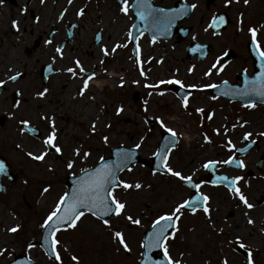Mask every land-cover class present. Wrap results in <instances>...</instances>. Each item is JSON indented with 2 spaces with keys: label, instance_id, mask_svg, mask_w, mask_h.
<instances>
[{
  "label": "rangeland",
  "instance_id": "374dc122",
  "mask_svg": "<svg viewBox=\"0 0 264 264\" xmlns=\"http://www.w3.org/2000/svg\"><path fill=\"white\" fill-rule=\"evenodd\" d=\"M22 3V0H15V4L6 0L0 4V80L5 81L4 85H0L3 87L0 92V116L6 118V123L0 126V155L5 158L14 175L13 182H9L7 177L1 179L5 190L0 192V215L3 218L0 222V236H5V239L0 241V249L5 251L0 254V264H9L18 254L26 255L36 264H58L45 254L38 241L44 219L55 207L59 196L66 191L65 177L93 166L101 157L110 156V149L116 146L135 147L140 144L136 149L141 158L151 162L161 134L166 132L165 128L160 127L161 118L170 112L175 113L178 121L165 126L176 131L178 141L171 149L167 162L174 170L192 176V180L200 184L198 192L210 198L207 201L210 209L208 216H205L202 209H197L195 213L182 210L181 219L177 222L179 231L168 241L170 255L173 259H179L181 264H223L225 259L227 264H247L238 252V249H244L247 253L251 250L254 264H264V231H261V227L264 228V214L259 212L264 208V203H251L256 208L248 209L225 186L208 184L204 167L206 162L216 161L218 173L228 177H242L238 186L246 198L250 196L251 188L261 182V199L264 200V160L260 168L255 167V163L264 156V136L259 135L264 132V108L258 103L249 108L237 102L216 98L210 94L209 87H203L232 78L234 69L245 66V47L228 43L233 27L216 38L208 33L201 36L200 41L209 43L211 49L205 59L198 61L186 59L184 51L173 52L167 43L157 40L153 43L148 36L143 35L137 41L140 58L138 65L132 55L129 28L125 26L127 18L117 13L101 12L99 0H90L82 24L90 38L100 32L102 41L95 47L89 38L91 42L87 48L94 54L88 57L90 67L87 69L103 75L112 66L118 75L123 69L125 77L122 79L123 84L118 79L110 81L98 91H92L98 96L94 108L100 113L101 124L95 131H92V125L90 129H85L82 136H75L74 129L78 131V126L65 132L72 122L69 113L63 112L62 118L58 119L56 111H65L69 107H63V104L67 103L66 97L70 95L73 97L72 104L76 105L81 100L83 105V98L88 96L89 91L86 89L83 95L79 92L87 77L75 76L76 79L69 83L67 91L61 88L67 77L63 75L60 80L50 81L41 89L40 82L31 75L38 55L23 54V49L31 46V39L35 36L31 38L29 27H35L41 20L34 22L23 17L18 11ZM249 17L252 18L251 12L243 18ZM13 20L17 22V28L12 26ZM106 30L109 35L105 34ZM261 37L263 40V5ZM116 45L126 46L117 47L113 52L111 49ZM229 47L235 51L237 59L228 64L222 61L221 55ZM104 48L109 49L107 56L102 51ZM42 58L40 56L39 60ZM218 58L217 67L222 64L223 69L219 72L213 69L209 76H205L204 73L217 63ZM93 65L97 66L93 68ZM17 71L24 75L11 83L8 76ZM141 71L144 72L143 76ZM173 79L181 80L186 87L190 84L198 86L191 88L187 107L183 100L174 97L173 91L168 89L173 83L158 84L159 81ZM157 84L155 88L146 87ZM111 85H114L113 91ZM45 88L48 89L45 95L37 96ZM14 91L18 92L19 98L12 104L11 95ZM115 105L116 108H122L120 113L116 111L114 114ZM197 108L203 109V112H197ZM209 113L212 114L211 119L208 118ZM25 120L29 121V125L41 129L40 136H33L19 128V123ZM53 126L56 130L54 143L62 149L58 156L43 144ZM186 131L194 137L188 144L183 142ZM246 132L252 133L247 139L256 143L241 158L244 167H227L222 161L239 156L236 149L245 145L241 139ZM104 136L108 137L107 143L103 141ZM205 136L208 140H205ZM18 139L22 141V146L16 150ZM229 140L234 147L228 146ZM73 147L80 149L79 156L74 155ZM41 151H47L41 161L27 155L28 152L37 155ZM84 152L89 155L85 157ZM69 160L74 161L71 169L66 166ZM130 168L131 171L128 168L121 171L119 179L128 183L139 181L142 188L114 189V195L126 204V209L119 216L113 215L108 226L100 219L86 214L75 229L58 231L57 239L60 243L57 251L62 257L59 264H76L71 260L72 255L78 257L79 264H138L144 231L150 228L158 215L168 212L190 195L189 188L182 181L159 171L153 175L148 164L136 163ZM249 171L251 173L248 175ZM128 215L140 219L141 223L132 224L126 219ZM8 216L15 218L10 225L4 222ZM248 219L253 223L249 224ZM17 224L20 225L17 232L6 230ZM116 230L122 231L130 251H125L113 237L112 233ZM237 236L246 248L239 247ZM31 241L34 244L29 248Z\"/></svg>",
  "mask_w": 264,
  "mask_h": 264
},
{
  "label": "snow or ice",
  "instance_id": "6c2138e0",
  "mask_svg": "<svg viewBox=\"0 0 264 264\" xmlns=\"http://www.w3.org/2000/svg\"><path fill=\"white\" fill-rule=\"evenodd\" d=\"M44 0H41L43 3ZM231 0H225V4L227 5L230 3ZM249 0H244L245 4H248ZM3 3V0H0V4ZM68 3L71 4L72 0H68ZM129 0H122V7L120 11L127 14L129 12ZM134 7L136 8V15L140 20H147L149 16L152 18L151 27L156 28L158 31L161 27L166 29L170 27L171 24L175 21V19L184 14L185 8L180 9H163V8H152L151 5L148 3V0H135ZM189 7L195 8L196 4L193 3ZM66 11V10H65ZM84 9H80L77 11V16L82 15ZM63 15V13H61ZM38 19V18H37ZM224 23V17L220 16L219 18L213 19V26H218L219 24ZM12 26L17 28V22L15 20L12 21ZM249 32L252 36V44L255 47V51L257 55L261 58L262 63L260 65L261 72L257 74V77L250 83V87H246L245 90L239 94L245 95L249 91L256 93L264 97V51L261 50L259 42L257 41V29L256 28H249ZM129 38H134L133 34L129 32ZM156 35L152 36V42L155 43ZM45 43H51V41H45ZM126 46V45H116L111 50L115 52L117 47ZM55 51L58 54L62 55L61 48L57 47ZM105 56L108 55V49H102ZM137 55H136V62L140 64L139 58V45H137ZM75 69L73 67H68L65 69L68 73L76 76L78 69L81 74H86L87 78L83 80V86L80 89L79 94L83 95L85 90L89 87V81L92 80L96 73H86V70L81 66L79 60L75 62ZM219 63V58L217 63H214L211 68L208 69L204 73L205 76H209L213 69H216L217 72L223 69V65L221 64L220 67H217ZM189 71L191 72L192 69L190 68ZM142 76L144 72L141 71L140 73ZM21 75L20 72H15L14 75L8 76V80L15 81L17 77ZM123 84V80H121ZM135 83V81H134ZM164 83H173L184 87L185 85L179 79H173L169 81H159L158 84ZM227 84V81L224 82ZM247 83V82H246ZM5 81L0 80V85H4ZM157 85H146V87L155 88ZM190 88H197L196 84L187 85ZM203 87H216V85H204ZM48 89H43L37 93V96L43 97ZM162 94V93H161ZM190 95V94H189ZM183 103L185 107L188 104V98H183ZM247 107L252 108L255 107V104L250 102ZM117 113L122 111V108H117ZM197 112H203V109L197 108ZM212 114H208V118L211 119ZM44 118V117H42ZM159 119V118H157ZM22 124H28L29 121H21ZM243 126V125H241ZM160 127L165 128V131L168 132L171 136V140L169 141L173 147H175L177 133L173 128L166 127L163 121L160 122ZM236 127V125H233ZM92 131H95V124L92 126ZM56 130L55 127H52V131L49 135L43 140V144L47 147H50L55 150L56 153H61L62 149L58 144L54 143L56 139ZM252 133H245L244 138L247 139L251 136ZM260 136H264V132L259 133ZM205 140H208V137L205 136ZM103 141L107 143L108 137L104 136ZM228 146L234 147L231 141H228ZM136 148L140 147V144L135 145ZM170 149H165L163 152H154L153 155L159 157L160 163L162 168L165 170L167 174H170L172 177L177 178L179 181L185 182L191 187L199 189L200 184H194L192 181V176L182 174L180 170H174L168 164V155L167 152ZM80 149L74 150V155L79 156ZM27 155L32 157L34 160L41 161L43 160L46 155L47 151H41L39 154L34 155L32 152H28ZM83 155L87 157L89 155L88 152H84ZM133 153L131 152H124L119 155V161L115 164L105 163L104 158H100V164L93 169H81L82 175L78 178L75 186L72 188L71 192L65 191L62 195L59 196V199L56 201L55 207L48 213L46 218L41 225L42 228H47L48 232L45 234V241H50V252L52 253L56 262H61L62 257L60 253L57 251V247L59 245V240L57 239V232L61 229H75L78 227V223L82 221V218L85 217L86 214H90L93 217L98 219L103 218L108 214H114L119 216L122 212L126 209V204L121 202L116 198L114 195V189L123 187L124 189H141L142 184L138 181L135 183H128L125 180L119 179L117 175V171L123 170V168H128V171H131V168L128 167L131 163ZM73 160L67 161V168L71 169L73 167ZM216 161H208L204 167L209 168L213 166ZM224 164H231L233 163V158L229 157L227 160L222 161ZM238 166L243 168L244 163L243 161L238 162ZM5 171V166L3 161H0V172ZM157 170H153V175H155ZM242 179L240 176H235L229 179L227 176H218L216 180L213 181L214 184L222 183L224 181H228L229 191L233 192L235 196L239 198V200L248 208L251 209L253 205L248 202L246 196L241 192L240 187L238 186V182ZM45 192L48 191L47 188L44 189ZM210 198L207 195L197 194L195 197L191 199H185L180 203H177L172 209L164 214L158 215L156 219L152 221V231L149 232L145 239L141 242V246L146 250L142 253L143 256V264H181L179 259H173L169 252L168 241L170 238H174L176 233L179 231L177 227V222L181 219L182 210L190 209L191 212L195 213L198 207H201L200 201L203 200L205 203L202 206V211L204 212L205 216L209 215L210 209L207 205V201ZM246 215V214H245ZM126 219L131 222L132 224L139 225L141 223L140 219H133L131 215H128ZM103 223L105 226L109 225V220L104 219ZM248 223L252 224L253 221L248 219ZM20 228V225L17 224L13 227L6 229L8 232L15 233ZM113 237L117 240L118 244L123 246L125 251H130L128 244L125 242V237L122 231L116 230L112 233ZM236 243L239 245L240 248H246V245L241 242V238L239 236L236 237ZM29 248L33 247L32 244L28 245ZM154 249H160L163 253V259L157 260L153 259L149 253H152ZM5 249H0V254H2ZM183 253H181V256ZM71 260L79 264L78 257L76 255L71 256ZM26 264H31L30 261L26 262ZM223 264H227V260L223 261ZM247 264H254V260L252 257L251 250H248V257H247Z\"/></svg>",
  "mask_w": 264,
  "mask_h": 264
},
{
  "label": "flooded vegetation",
  "instance_id": "af4514ba",
  "mask_svg": "<svg viewBox=\"0 0 264 264\" xmlns=\"http://www.w3.org/2000/svg\"><path fill=\"white\" fill-rule=\"evenodd\" d=\"M8 1L15 4V0ZM22 1L23 3L18 8L19 13L23 17L32 19L34 22L41 20L40 24L37 23L38 25L36 24L35 27H29L28 30L31 38L32 35L35 36L31 39V46L23 49V54L38 55L36 64L31 70V75L40 82L41 89L50 81L60 80L62 75L67 76L65 83L61 85V88L67 91L69 83L76 79V77L65 71V69L68 67L75 69L74 62L79 60L81 66L86 70V73H91L92 71L87 69V67H90L88 57L94 53L87 46L91 42L90 39L92 40V46L95 47L102 41L100 32L93 34L92 38H90L89 32L84 29V25L82 24L83 16L90 6V0H72L71 4L68 3V0H44L43 3H41V0ZM134 3L135 0H129V12L125 14L120 11L122 0H99L101 12L117 13L125 19L127 18L126 22H123L126 23L125 26L129 28V31L134 24L143 27L145 24L152 22L151 16L147 20H140L137 17V10L134 7ZM148 3L152 8H163L166 10L185 8L184 14L177 17L170 26L173 28V35L169 39L160 37L156 38V40L167 43L173 52L181 51L182 53L184 51V58L186 59L200 60L196 54L192 56L188 55V48L193 47L195 44H206L209 54L211 46L207 42H201V36L208 33L216 38L226 32L230 27H233V33L228 43L230 42L238 47L244 46L247 57L243 59L245 66L242 65L238 69H234L231 74L232 78H227L229 81L227 79H222L221 81L226 80L230 83L239 84L240 81L237 78V74L240 73L246 76L252 74L254 70V59L250 52V46L254 45L252 44V36L249 28L257 29V41L259 42L261 50L264 51V39L261 40V5L264 6V0H249L248 4H245L244 0H231L227 5L225 4V0H148ZM193 3L196 4L194 9L189 7ZM80 9H84V12L82 15L77 16V11ZM250 12L252 13V18L244 19L243 17ZM220 16L224 17L225 25L220 31L215 32L213 29V19L214 17L218 18ZM160 29H163V27ZM143 35L148 36L152 40V37L145 32L138 35L136 43L139 37ZM45 41H51V43H45ZM43 44L44 47L42 48ZM57 47L61 48L62 55L55 51ZM232 47L227 49L230 50V54H233L234 57L228 61H225L221 57L224 63L229 64L237 59V54L231 49ZM40 56H43L41 60H39ZM163 56L164 53H162ZM133 57L135 56L133 55ZM181 58L183 59V56ZM45 65H49L48 68ZM96 66L93 65V68ZM47 72L50 73L43 81V77ZM76 72V76L78 77H87L86 74H81L78 69ZM215 97L247 106L241 100L227 99L222 95ZM258 104H261V108H264V101ZM48 148L54 155L58 156V153L54 149Z\"/></svg>",
  "mask_w": 264,
  "mask_h": 264
},
{
  "label": "water",
  "instance_id": "95a60500",
  "mask_svg": "<svg viewBox=\"0 0 264 264\" xmlns=\"http://www.w3.org/2000/svg\"><path fill=\"white\" fill-rule=\"evenodd\" d=\"M224 23H221L218 26H213L214 31L215 32L220 31L224 27V25H225ZM145 31H147L150 34L151 37L153 35H156V38L163 37V38L166 39V38H169L171 36L172 27L166 28V29H164V28L163 29H159V31H158L156 28H152L151 27V23H147L143 27H139L137 24L134 25L131 28V31H130L133 34V37H134V38H130L131 41L133 42V54H134V56H136V54H137V51H136L137 50V46H136L137 37H138V35L140 33L145 32ZM188 49H189L190 55L193 54L194 51H198L200 58H204L207 55L206 45L196 46V47H193V48L190 47ZM250 52H251V55H252V57H253V59L255 61V71L253 72L252 76L251 77H244L241 74H239L238 77L240 78V80L242 82V84L240 86L232 85V84H228V83L225 84L223 82V83H221L219 85H216V87H211V91H212L213 94L224 95V96L232 98V99H241L245 104L253 102V101H258V102L264 101V97H262L260 95H257L256 93L251 92V91H249L245 95L239 94V93L243 92L246 87H250V83L257 77V74L261 72L260 65L262 63V60L257 55V53L255 51V47L250 46ZM230 53H231L230 51L226 52L223 55V58L225 60L231 59L234 55L230 54ZM48 66L49 65H45L46 68H48ZM49 73L50 72H47L45 74V76L43 77V81L47 78ZM22 76H23V74H21L19 77H17V79L15 81L20 79ZM15 81H11V82H15ZM172 89L182 99L184 97H186L190 93L189 89H183L179 85L173 87ZM0 90H1V88H0ZM17 97H18V93L14 92L12 94V101L15 102L17 100ZM134 98L135 99L137 98V94H135ZM4 120H5V118L3 116H0V124H3ZM20 128L29 131L32 135H35V136L39 134V131L36 128L28 126L26 124H20ZM170 140H171V136H170V134L168 132L162 133L161 140L158 143V147H157L155 152H158V151L159 152H163L165 149H170L171 150L173 148V146H172V144L169 143ZM242 141L245 143V145L243 147L237 149V153L239 155H244L256 143V141H249L248 139H245L244 137H242ZM176 142H177V137H176ZM124 152L133 153V156H132L133 163H131L128 167H130L132 164H135V163H142V164H149L150 168H152L153 170L165 172V170L161 166L159 157L153 155L152 158H151V162L148 163V161L146 159L141 158L140 153L137 151L136 147H127V146H116V147H113V148L110 149L111 155L108 156V157H103L104 158V162L105 163H110V164H115V163H117L119 161V155L121 153H124ZM168 154H169V151L167 152V155ZM263 159H264V156H261L260 159L255 163L257 168L261 167V162L263 161ZM0 161H3L4 166H5V171L4 172H0V191H1V190L4 189V185L1 184V177L6 176L12 182L14 180V176L9 171V166H8L6 160L3 157H1V156H0ZM100 162L101 161L99 159L92 167L85 168V169L86 170L87 169H93L96 166H98L100 164ZM238 162H239V159L234 157L233 158V163L226 164V165L227 166H232V167H235V168H241V167L238 166ZM217 168H218V166H217L216 163L213 166H211L209 168H206V170L208 172L206 181L209 184H212V185H217V184L224 185L225 187H227L229 189L228 181H224L222 183H216V184L213 183V181L216 180V178L218 176H226L224 174L217 173L216 172ZM124 169H127V167L123 168V170ZM123 170L117 171V175ZM250 173L251 172H248V174H250ZM81 175H82V173L80 172L77 175H69V176L66 177V180H65V185H66V188H67L66 191L71 192L72 188L75 186L78 178ZM228 178L231 179L232 177H228ZM183 183L190 189V196L188 197V199H191L192 197H195L199 193L196 188L191 187V185H189V184H187L185 182H183ZM193 183L197 184L195 181H193ZM204 203L205 202L203 200H201L200 201L201 207H198L197 209L202 208ZM186 210L191 211L190 209H187V208H186ZM112 215L113 214H108V215H106V216H104L103 218H100V219L102 221L104 219L110 220ZM151 231H152V226L143 233V240L145 239L146 235L149 232H151ZM47 232H48L47 228H42L41 236H40V239H39L38 243H39V246L44 250L46 255L48 257H51V258L54 259L52 253L50 252V241H45V239H44L45 234ZM33 243L34 242H29V244H32V245H33ZM145 251L146 250L142 247V253H144ZM142 253H141V258L138 261L139 264H143ZM156 253H159V255H156ZM241 253L244 256V258L247 260V257H248L247 254L245 252H243V251H241ZM149 255L152 256L153 259H157V260L163 259V253H162V250H160V249H154L152 253H149ZM28 261H30L31 264H35L26 255L19 254V255H16L14 257V260H12L9 264H26V262H28Z\"/></svg>",
  "mask_w": 264,
  "mask_h": 264
},
{
  "label": "bare ground",
  "instance_id": "6f19581e",
  "mask_svg": "<svg viewBox=\"0 0 264 264\" xmlns=\"http://www.w3.org/2000/svg\"><path fill=\"white\" fill-rule=\"evenodd\" d=\"M105 34L109 35V32H107V30H106ZM11 45L13 46V44H11ZM17 48L20 49L19 46ZM121 72L122 73L120 75H118L112 66L109 67L108 69H106V71L104 72L103 75H101L100 72H96L95 77L89 81V87L87 88L89 91L88 96L83 98V100H84L83 105L80 102L81 100L77 101L76 105L72 104V102H73L72 95L66 97L67 103H65V105L63 104V107H67V105H69V107L65 111L63 109L56 111V114H57L56 118H58V119L62 118V115H64L63 112H68L69 116H71V118H72V122H71V124H69L70 127H68L67 130H65V132L70 131V128H73V126H78L79 127L78 131L76 129H74L75 136H78V135L82 136V133L85 131V129L86 128L90 129V127L93 125L92 124L93 122L95 124V128H97L101 124L100 113L98 111H95V108H94L95 104L98 103V96H95V94H94L95 92H92V91L94 89H96L97 91L102 89L103 87L107 86L110 81H115L118 79H121V80L124 79L125 73H124L123 69L121 70ZM77 81H79V80H77ZM71 86H72V84H71ZM110 89L113 91L114 85H111ZM163 96H165V95L163 94ZM174 97H177V95L175 94ZM171 98H173V96ZM116 109L117 108L115 105L114 106V114L116 113ZM105 110H106V112H108L107 107ZM61 112H62V114H61ZM164 117L161 118V121H163V123L165 125H168L171 122L176 123L178 121V118L176 117L174 112L167 113V115ZM68 118L69 117H66V119H68ZM73 123H75L76 125ZM83 126H84V128H83ZM186 132L187 133L184 134L183 142L188 144L190 141L194 140V137L189 131H186ZM17 141L18 142H16V144H15L16 150H18L22 146V141L19 139ZM74 150H75V147L72 148L73 153H74ZM32 153L34 155L36 154L35 152H32ZM261 191H263V189L261 188V182H258L251 188L250 196H248V198H247L248 202L252 203V204H256L257 202L264 203V200L261 199ZM254 208H256V207H253V209ZM259 212L261 214H264V208L262 210H260ZM1 219H3V218L0 215V222H1ZM14 219H15L14 216H8L7 218L4 219V222H5V224L10 225L13 223ZM261 231H264L263 227H261ZM236 234H239V232H237ZM233 235L236 236L235 234H233ZM4 239H5V236H0L1 242Z\"/></svg>",
  "mask_w": 264,
  "mask_h": 264
}]
</instances>
